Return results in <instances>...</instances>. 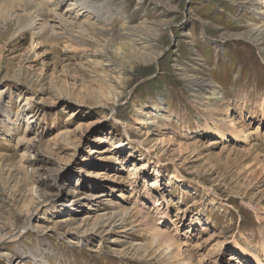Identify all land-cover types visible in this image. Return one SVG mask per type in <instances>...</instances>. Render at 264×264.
<instances>
[{"label":"rangeland","instance_id":"rangeland-1","mask_svg":"<svg viewBox=\"0 0 264 264\" xmlns=\"http://www.w3.org/2000/svg\"><path fill=\"white\" fill-rule=\"evenodd\" d=\"M86 3L109 25L61 23L65 6L56 38L10 40L0 23V236L29 226L0 241V264H174L153 226L182 261L254 264L251 250L264 264L251 208H264V182L246 179L264 177V53L244 35L264 0ZM134 35L162 55L121 74L113 48ZM234 125L249 143L231 139Z\"/></svg>","mask_w":264,"mask_h":264},{"label":"bare ground","instance_id":"bare-ground-1","mask_svg":"<svg viewBox=\"0 0 264 264\" xmlns=\"http://www.w3.org/2000/svg\"><path fill=\"white\" fill-rule=\"evenodd\" d=\"M85 1L87 2V0H0V23L2 22L1 24H3V26H6L7 29L9 30V32L15 27L13 34H11L10 40H14L17 36H20L25 32L31 33V35L38 40H41V39L49 36L48 33H50V36H53V37L55 36V38H56V36H57V34L55 32L56 28L54 26H51L50 19L56 18V11L58 10V8L60 6H65L66 8H65L64 12H65L66 16H64V17L66 19L65 20L60 19L61 23H67L68 19H71L72 22L77 21L82 16H85L87 18L88 23L91 26V27H89L90 30L91 29L93 31L96 30V27L93 24L94 22L91 23L92 19H95L96 21L100 22L102 25H104V27L106 25H109V23L111 22L110 15L107 13L108 14L107 16H102L100 14L101 9L96 8V6H98V5L94 6V4L93 5L88 4ZM17 11L19 12L18 14H21V15H17ZM15 15L17 16V19L14 18ZM13 19H16V21L13 22L12 21ZM259 20L260 21L253 24V26L249 30H247L244 35H245L246 40L254 43L257 47H259V50L264 53V19H259ZM73 24H76V22H74ZM62 26L64 27L63 28L64 30H67L66 26H64V25H62ZM37 28H39V29H37ZM4 30L5 29L0 26V37L1 38H5V33H2V32H4ZM71 37H72V35L69 36V38H71ZM71 40H73V39H71ZM126 41H129V42H127V43L125 42L124 44H122V42H121L122 45L120 47H123L122 49H118L119 47L117 48V50L113 48V50H115L116 52L117 51L119 52V54H117V55L122 57L121 63L123 66H122V68L118 69V71L121 72V74L123 72L126 73V70H127V69H125L126 65H127V67L130 64L135 65V63H136L135 60L136 61L139 60V62L147 63V64L148 63H155L157 58H159L162 55V53L154 51L155 50L154 48H156V47H152V45H151L152 40H148L147 36H146V38H143L141 36L134 35L130 40H126ZM135 47L137 48L136 50H138V52H140L138 55L139 58H138V56H135V58L133 56V54L136 53V52H134V53L132 52L133 48H135ZM70 48H71V46H70ZM71 49L76 50L77 48L72 46ZM104 50L106 52L105 48H103V51ZM122 50H123V52H121ZM99 51H97V53ZM108 62L112 63V61H110V60ZM139 62H137V63H139ZM118 67H120V66H118ZM129 68H131V67L129 66ZM113 81L118 87H120V85H122L121 80L120 79L118 80V78L117 79L114 78ZM209 83H213V82H209ZM213 92H214L213 93L214 96L217 99H221L220 94L217 92V90L213 89ZM141 112H142V110H141ZM149 124L151 126L157 125L156 122L152 121V120ZM232 128L233 129H232L231 139L233 141H236V142L245 141L246 143L250 142L251 132H245L243 129L236 128V125H234ZM147 133H149V134L153 133V128L150 126L147 127ZM211 133L215 134L218 138L226 139V136L221 131H219V129L217 127H214L211 130ZM246 179L249 181H254V180L256 181L257 180L258 184L264 182V177L261 178L259 176V174L257 173V169L249 170L246 173ZM0 199L3 201L6 200L4 194H2V193L0 194ZM251 208L257 212L258 217L264 218V208L259 209V208H255L252 206H251ZM27 219L29 220V216ZM153 227L150 228V230L152 231L153 239H154L152 247L155 249L156 252L160 248L165 247L167 252H164L163 256L164 257L167 256V258L169 260H173L175 262L174 264H192L189 261H184V260L182 261L180 259V257L182 256L181 248H180L181 246H179L173 240L171 235H169L168 233H161L162 231L158 230L156 227H154V228ZM28 228H29L28 223H26L24 226H22L21 228H19L17 230L13 229L7 235H4V237H2L3 235H1L0 241L1 242L5 241V240L15 241L21 235V233L23 231H26ZM163 232H165V231H163ZM245 254L247 255V257H249V259H251L253 261L254 264H263L260 257L252 254L251 250H249V252H245ZM5 257H6V260L9 261L10 256L6 254Z\"/></svg>","mask_w":264,"mask_h":264}]
</instances>
